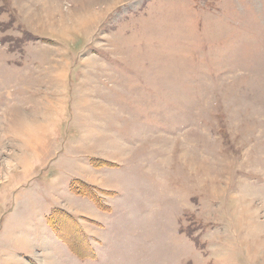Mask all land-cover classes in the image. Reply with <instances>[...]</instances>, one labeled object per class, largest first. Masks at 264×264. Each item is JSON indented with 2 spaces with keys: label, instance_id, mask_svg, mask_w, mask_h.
<instances>
[{
  "label": "rangeland",
  "instance_id": "374dc122",
  "mask_svg": "<svg viewBox=\"0 0 264 264\" xmlns=\"http://www.w3.org/2000/svg\"><path fill=\"white\" fill-rule=\"evenodd\" d=\"M45 241L264 264V0H0V254Z\"/></svg>",
  "mask_w": 264,
  "mask_h": 264
},
{
  "label": "crops",
  "instance_id": "0c3cea01",
  "mask_svg": "<svg viewBox=\"0 0 264 264\" xmlns=\"http://www.w3.org/2000/svg\"><path fill=\"white\" fill-rule=\"evenodd\" d=\"M89 184V182L85 179L83 181L82 184ZM91 185V184H90ZM101 210V209H100ZM103 211V210H102ZM108 212V211H107ZM73 222V226L75 227V220H72ZM93 222V221H92ZM94 222L96 223V226H94ZM93 223H91L87 228H85L83 225H81L80 223H77L76 226H79L81 228L82 231H86L88 233H95L97 234V232L100 233L99 230H102L103 224L97 221H94ZM98 225V227H97ZM84 229V230H83ZM97 236V235H96ZM81 242V241H80ZM19 243L16 241L15 245H18ZM68 246L70 247V249L72 250L71 252L67 250L65 251L59 244H57L55 241H49L44 243V248L46 250V256H43L42 259L46 261V264H60L62 263L61 261L63 260H68V259H73V258H77L79 259V256H84V257H88V255L90 254L89 252V244L87 245L85 242H81V246H78L77 251L73 250V246H75L74 243L72 242H68ZM4 256L0 257V261L2 262V260L6 259V262L9 264H16V262H18V260L22 261V259H26L25 257H23L21 254L20 257L18 255H16V253H3L2 254ZM0 254V256H2ZM94 255V254H93ZM93 255L91 257V259L93 258ZM2 259V260H1ZM40 259V260H42ZM50 260H54V261H50ZM23 264V263H22ZM25 264H28L25 262ZM72 264V263H70Z\"/></svg>",
  "mask_w": 264,
  "mask_h": 264
},
{
  "label": "bare ground",
  "instance_id": "6f19581e",
  "mask_svg": "<svg viewBox=\"0 0 264 264\" xmlns=\"http://www.w3.org/2000/svg\"><path fill=\"white\" fill-rule=\"evenodd\" d=\"M26 130H24V132H25ZM27 132V131H26ZM24 135V134H23Z\"/></svg>",
  "mask_w": 264,
  "mask_h": 264
}]
</instances>
